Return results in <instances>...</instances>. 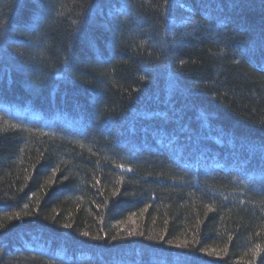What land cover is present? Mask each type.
Masks as SVG:
<instances>
[{
	"label": "trees",
	"instance_id": "trees-1",
	"mask_svg": "<svg viewBox=\"0 0 264 264\" xmlns=\"http://www.w3.org/2000/svg\"><path fill=\"white\" fill-rule=\"evenodd\" d=\"M0 264H264V0H0Z\"/></svg>",
	"mask_w": 264,
	"mask_h": 264
},
{
	"label": "snow or ice",
	"instance_id": "snow-or-ice-1",
	"mask_svg": "<svg viewBox=\"0 0 264 264\" xmlns=\"http://www.w3.org/2000/svg\"><path fill=\"white\" fill-rule=\"evenodd\" d=\"M130 170V169H129ZM65 227H67V225H65ZM85 235H87V234H85ZM97 238H99V237H97Z\"/></svg>",
	"mask_w": 264,
	"mask_h": 264
}]
</instances>
